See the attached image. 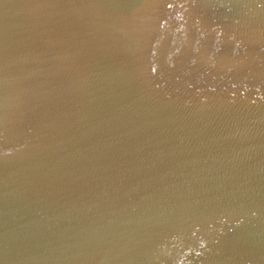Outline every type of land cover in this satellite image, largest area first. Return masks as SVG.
<instances>
[{
  "label": "water",
  "instance_id": "water-1",
  "mask_svg": "<svg viewBox=\"0 0 264 264\" xmlns=\"http://www.w3.org/2000/svg\"><path fill=\"white\" fill-rule=\"evenodd\" d=\"M0 264H264V0H0Z\"/></svg>",
  "mask_w": 264,
  "mask_h": 264
}]
</instances>
